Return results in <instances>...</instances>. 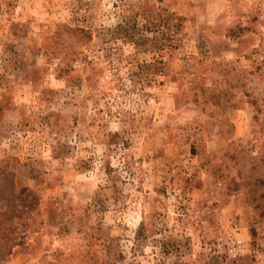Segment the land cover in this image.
Masks as SVG:
<instances>
[{
  "label": "rangeland",
  "instance_id": "374dc122",
  "mask_svg": "<svg viewBox=\"0 0 264 264\" xmlns=\"http://www.w3.org/2000/svg\"><path fill=\"white\" fill-rule=\"evenodd\" d=\"M0 264H264V0H0Z\"/></svg>",
  "mask_w": 264,
  "mask_h": 264
}]
</instances>
